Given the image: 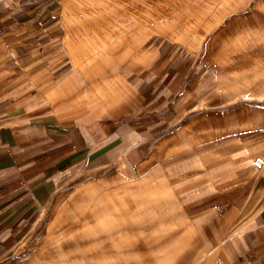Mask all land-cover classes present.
<instances>
[{"label":"crops","instance_id":"1","mask_svg":"<svg viewBox=\"0 0 264 264\" xmlns=\"http://www.w3.org/2000/svg\"><path fill=\"white\" fill-rule=\"evenodd\" d=\"M152 5L0 0V264H264V19Z\"/></svg>","mask_w":264,"mask_h":264},{"label":"rangeland","instance_id":"2","mask_svg":"<svg viewBox=\"0 0 264 264\" xmlns=\"http://www.w3.org/2000/svg\"><path fill=\"white\" fill-rule=\"evenodd\" d=\"M149 13L150 12H157L158 6L155 5L153 8L152 4H158L159 2H163L166 4V11L167 14L170 15L172 9L176 5H180L182 7V12H179L177 19H180V25L182 30L186 33L188 29L191 31L196 30L199 32V24L205 18H211L212 20V28L209 30V38L211 40L212 50H220V49H227L231 48V38H236V35L239 34L240 36L237 38H244L249 39L250 41L253 40L257 35L254 27H257L258 21H261L260 16L264 19L263 14L259 16L258 9L256 6L257 0H149ZM264 5V4H263ZM141 6V3L140 5ZM143 6V7H142ZM138 7L139 9L145 8L146 5H142ZM152 9L154 11H152ZM159 9H163L160 6ZM264 9V6H262ZM163 13V12H162ZM160 14V13H158ZM151 20L152 17H157L152 13L149 14ZM174 15L170 17V20L166 24V28L170 29L173 32L175 26ZM248 27V30L246 29ZM244 34H242V33ZM262 36L264 37V27L261 29ZM190 33H186L185 36H189ZM242 34V35H241ZM253 36V37H252ZM253 38V39H251ZM255 40L251 41V44L254 43ZM256 42V41H255ZM258 43V42H257ZM262 45H264L262 43ZM234 47V46H233ZM232 47V48H233ZM262 47V46H261ZM79 59V58H78ZM120 59V58H119ZM225 62L221 63L224 66H235L233 64L232 58L226 56ZM237 61L238 68H242V64L238 65L240 62V57H235ZM250 60H247L245 63L248 64ZM259 61L260 66L263 65L264 67V57L259 54ZM223 70L225 73H219L221 81L224 80L225 75H229L228 72H231V69L228 67L227 69L224 67Z\"/></svg>","mask_w":264,"mask_h":264},{"label":"built area","instance_id":"3","mask_svg":"<svg viewBox=\"0 0 264 264\" xmlns=\"http://www.w3.org/2000/svg\"><path fill=\"white\" fill-rule=\"evenodd\" d=\"M253 165L255 168L257 169H262L264 167V161L260 158H257L254 162H253ZM220 264H223V263H220Z\"/></svg>","mask_w":264,"mask_h":264}]
</instances>
